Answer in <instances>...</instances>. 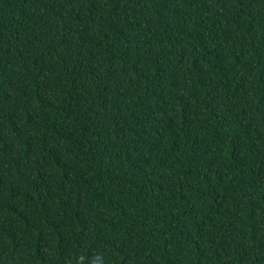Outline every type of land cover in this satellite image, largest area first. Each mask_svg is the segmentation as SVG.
I'll list each match as a JSON object with an SVG mask.
<instances>
[{
	"label": "trees",
	"instance_id": "16d2710c",
	"mask_svg": "<svg viewBox=\"0 0 264 264\" xmlns=\"http://www.w3.org/2000/svg\"><path fill=\"white\" fill-rule=\"evenodd\" d=\"M0 264H264V0H0Z\"/></svg>",
	"mask_w": 264,
	"mask_h": 264
}]
</instances>
